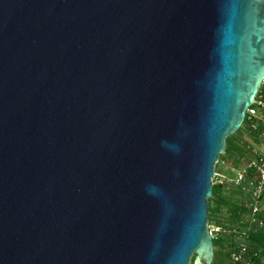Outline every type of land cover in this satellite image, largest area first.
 <instances>
[{"label":"water","instance_id":"obj_1","mask_svg":"<svg viewBox=\"0 0 264 264\" xmlns=\"http://www.w3.org/2000/svg\"><path fill=\"white\" fill-rule=\"evenodd\" d=\"M263 77L264 0H0V264H210Z\"/></svg>","mask_w":264,"mask_h":264},{"label":"trees","instance_id":"obj_2","mask_svg":"<svg viewBox=\"0 0 264 264\" xmlns=\"http://www.w3.org/2000/svg\"><path fill=\"white\" fill-rule=\"evenodd\" d=\"M264 93V81L261 82L256 97ZM255 126H251L247 112L240 127L226 137L224 151L219 154L218 160L224 161L233 154L236 160H232L234 165H238V161L245 160L248 164L253 159H258L262 153H259L247 141L249 136L254 143H260L264 137V121L261 118L255 119ZM235 161V162H234ZM215 175L219 174L217 164L214 167ZM247 173H253V167H246ZM222 176V175H221ZM234 178V177H233ZM233 178L232 182L235 184ZM211 194L208 197V224L219 226V230L212 231L213 242V259L210 264H232L231 252L236 250L240 243L246 245L244 255L248 264H260L264 260V198L260 200V209L255 215L251 214L248 201L251 200V192L244 190L240 185H236L240 192H244L242 200H233L224 192L226 180L223 178H212ZM244 190V191H243ZM261 223L258 225V223ZM195 253L190 257L188 264H194Z\"/></svg>","mask_w":264,"mask_h":264},{"label":"built area","instance_id":"obj_3","mask_svg":"<svg viewBox=\"0 0 264 264\" xmlns=\"http://www.w3.org/2000/svg\"><path fill=\"white\" fill-rule=\"evenodd\" d=\"M264 81V77L263 80ZM248 119L251 121V126H255L256 118H261L264 121V93L261 92L258 97H255L254 101L246 110ZM253 167V173H247V171L238 172L233 178L236 185H241L243 189L251 192V200L244 198L248 201L250 211L252 215H255L260 209V200L264 198V153L258 159H253L247 164ZM247 174V175H246ZM261 224L260 222L258 225ZM210 228V227H209ZM211 229L214 231L219 230V226L211 225ZM210 229V232L212 231ZM212 234V232H211ZM246 252V245L241 242L239 247L231 252L232 264H248L244 259Z\"/></svg>","mask_w":264,"mask_h":264},{"label":"rangeland","instance_id":"obj_4","mask_svg":"<svg viewBox=\"0 0 264 264\" xmlns=\"http://www.w3.org/2000/svg\"><path fill=\"white\" fill-rule=\"evenodd\" d=\"M244 136L246 137L247 141L251 143V145L254 147L255 150H257L259 153H264V137L261 139L260 143L256 144L249 136L246 135ZM232 160H236L235 154H233L231 158L228 157L224 161L216 162L215 164H217V169L218 172L220 173V176L219 174L216 173V175L214 174L213 177L215 176L216 179L223 178L226 180V186L224 192L227 196H229L233 200H242L244 198L245 193L244 192L242 193L237 188H235L236 184H234L231 179L235 177L238 172L244 171V169L246 171V167L248 165L247 162L243 159L241 161H238V165L235 166ZM244 190L246 191V189Z\"/></svg>","mask_w":264,"mask_h":264},{"label":"crops","instance_id":"obj_5","mask_svg":"<svg viewBox=\"0 0 264 264\" xmlns=\"http://www.w3.org/2000/svg\"><path fill=\"white\" fill-rule=\"evenodd\" d=\"M260 264H264V260H262V262Z\"/></svg>","mask_w":264,"mask_h":264}]
</instances>
